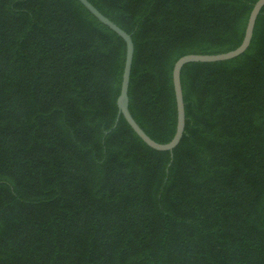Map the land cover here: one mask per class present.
<instances>
[{
	"label": "trees",
	"instance_id": "1",
	"mask_svg": "<svg viewBox=\"0 0 264 264\" xmlns=\"http://www.w3.org/2000/svg\"><path fill=\"white\" fill-rule=\"evenodd\" d=\"M131 36L129 111L175 131L172 67L257 0H88ZM124 41L78 0H0V264H264V6L180 72L172 151L117 118Z\"/></svg>",
	"mask_w": 264,
	"mask_h": 264
},
{
	"label": "water",
	"instance_id": "2",
	"mask_svg": "<svg viewBox=\"0 0 264 264\" xmlns=\"http://www.w3.org/2000/svg\"><path fill=\"white\" fill-rule=\"evenodd\" d=\"M79 3L100 23L107 26L110 30L116 33L125 43V56L122 70V77L120 83V91L116 99V105L118 109L117 118L113 125L115 127L118 117L121 115L125 122L129 125L132 131L137 135V137L144 142L148 147L157 151H172L179 143L185 126V113H184V103L182 97V89L180 83V72L182 67L191 62H219L235 58L241 55L249 46L255 20L259 14L261 8L264 6V0H257L249 13L244 36L235 49L227 51L225 53L219 54H187L178 58L172 67V85L176 105V126L172 138L166 143H158L151 139L136 123L129 111V99H128V87H129V77L133 58L134 46L131 36L118 27L114 22L108 19L106 16L101 14L88 0H78Z\"/></svg>",
	"mask_w": 264,
	"mask_h": 264
}]
</instances>
